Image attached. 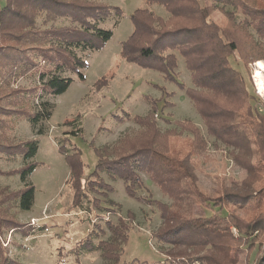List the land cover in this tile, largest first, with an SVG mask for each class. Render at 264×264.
Masks as SVG:
<instances>
[{"label": "trees", "instance_id": "obj_1", "mask_svg": "<svg viewBox=\"0 0 264 264\" xmlns=\"http://www.w3.org/2000/svg\"><path fill=\"white\" fill-rule=\"evenodd\" d=\"M219 1L240 7L248 17L244 20L245 25L252 24L256 33L264 36V0ZM145 2L147 6L136 9L130 17L133 31L121 43V57L129 63L154 69L165 79L177 83L193 102L207 134L236 150L233 158L246 170L247 176L236 190H229L222 184L220 195L225 196L222 205L227 210L226 216L218 219L197 216L194 207L207 199L199 187L192 162V156L203 146L201 134L194 124L185 120H179L178 124L190 131L191 141L178 142L173 130H158L148 116L156 113L160 99L152 98L148 100L150 112L145 116H134L137 123L145 126V132L139 137L125 139L112 151L108 146L96 148L98 161L95 171L88 175L90 178L86 177L84 185L88 191L95 190V183L105 185L97 175L106 171L109 176L121 178L127 194L134 196L135 187L142 185L135 169L145 170L161 191L172 198L171 205L159 204L162 222L153 233L157 241L171 245L165 250L166 260L161 264H192L194 261L197 264H236L238 251L245 250L248 255L254 249L255 241L264 237V188L257 189L258 181L253 180L264 163V113L259 114L251 104L252 96L245 77L233 67L229 58L237 52L247 68L252 61L264 58L263 49L239 23H232L231 28L225 29L214 20L213 12L222 7L213 2L206 5H201L199 0ZM154 4L163 6L168 16L164 18L150 11L148 6ZM41 13H44L45 22L65 17L71 24L50 25L39 30L36 18ZM111 14L120 15V8L95 0H5V5L0 7V85L10 84L13 76L35 75L39 82L28 88L29 91L35 94L41 91L43 95L61 94L71 84L72 78L61 76L59 71L67 70L77 74L79 79L84 78L80 68L85 67L86 62L72 48H101L112 31L100 28L96 23ZM174 50L182 55L192 86H185L176 79ZM0 91V115L5 116L2 97L10 90L0 87ZM22 116L37 121L47 114L26 109ZM4 127L5 121L0 117V153H7L10 157L19 153L25 158L35 154L33 139L6 145L2 137ZM59 149L65 154L70 168L67 185L77 190L72 198V204L77 206L88 193L85 187L81 188L83 163L80 151L76 149L74 153H68L65 142ZM36 165L30 160L13 171L25 178ZM33 193L32 183L10 192L0 188L1 233L4 229L15 230L18 226L14 219L6 218L7 204L14 202L20 210H28L33 202ZM138 199L149 201L141 196ZM108 225L111 231L109 241L99 240L96 245L110 260L107 264H146L138 260L118 261L128 224L120 218L117 225ZM1 243L0 255L3 250ZM81 246L93 249L88 236L75 247ZM8 259L5 255L1 264H6ZM255 260L254 264H264V251ZM9 264L21 263L12 261Z\"/></svg>", "mask_w": 264, "mask_h": 264}, {"label": "rangeland", "instance_id": "obj_2", "mask_svg": "<svg viewBox=\"0 0 264 264\" xmlns=\"http://www.w3.org/2000/svg\"><path fill=\"white\" fill-rule=\"evenodd\" d=\"M95 1L117 6L121 14H111L96 23L98 27L112 31L111 37L101 48H72L86 62L85 67L80 68L83 79L73 72L59 71L61 76L72 78V82L64 92L56 95L29 91L28 88L39 82L35 75L13 76L10 84L0 85L10 90L7 93L6 90L5 97H2L5 116L0 115L5 121L2 132L5 144L15 145L31 139L36 143L35 154L28 158L19 153L12 157L0 153V188L10 192L26 183L34 186L33 202L28 210H20L14 206V202L7 204L5 216L14 219L18 226L15 230L4 229L3 233L0 232L3 249L0 264L5 255L10 258L6 264L12 261L21 264H107L110 260L96 245L99 240L109 241L111 231L108 224L117 225L120 218L128 224L126 241L118 254L120 263L138 260L146 264H161L166 260L164 252L171 245L157 241L153 233L162 222L159 204L171 205L172 198L161 191L145 170L139 167L135 169L142 185L135 187L134 196L127 194L121 178L109 176L106 171H100L97 175L105 185L95 183L94 191H88L84 185L86 177L95 171L98 161L96 148L108 146L112 151L115 145H121L125 139L139 137L145 132V126L137 123L134 116H145L150 112L149 99L160 100L156 113L148 118L162 132L173 130L178 142H188L193 137L187 128H181L179 120L189 121L199 129L203 146L192 156V162L199 187L207 199L194 207L197 216L216 219L226 216L227 210L222 205L225 196L220 195L222 184L229 190H236L247 176L246 170L236 164L233 158L236 150L207 134L204 121L193 102L177 83L165 79L163 74L154 69L129 63L121 57V43L133 31L130 17L136 9L147 6L145 0ZM199 2L201 5L213 2L222 7L213 12V19L225 29L231 28L232 23L242 25L246 32L252 34L253 40L261 44L264 54V36H259L252 24L245 25L244 20L248 17L240 7L223 4L219 0ZM4 5L5 0H0V7ZM148 8L164 18L168 16L163 6L154 4ZM225 12H232L231 16ZM70 24V19L65 17L45 22L44 13L36 18L39 30L50 25ZM173 52L177 57L176 79L185 86H192L190 72L185 67L182 55L176 50ZM229 59L233 67L245 77L252 96L251 104L259 114H263L264 92L259 93L253 78L257 60L246 68L237 52ZM260 60L264 62V58ZM262 77L264 79V73ZM26 109L44 112L47 116L33 121L22 116V111ZM64 142L68 153L79 149L83 163L81 188L85 187L88 193L77 206L72 204L73 194L77 190L67 185L70 168L65 154L59 149ZM30 160L37 165L25 178L13 171ZM253 180L258 181L257 189L264 188V163ZM139 196L149 201L143 202L138 199ZM238 213L242 214V211L238 209ZM28 225H31L30 228ZM87 236L91 239L93 249L75 247ZM255 242L254 249L248 255L245 250L237 252L236 264L255 263V257L258 258L264 251V237ZM192 264H197V261Z\"/></svg>", "mask_w": 264, "mask_h": 264}, {"label": "bare ground", "instance_id": "obj_3", "mask_svg": "<svg viewBox=\"0 0 264 264\" xmlns=\"http://www.w3.org/2000/svg\"><path fill=\"white\" fill-rule=\"evenodd\" d=\"M264 73V62L262 60H257L255 62V68L253 70V78L256 87L259 89V93L264 92V79L262 74Z\"/></svg>", "mask_w": 264, "mask_h": 264}]
</instances>
